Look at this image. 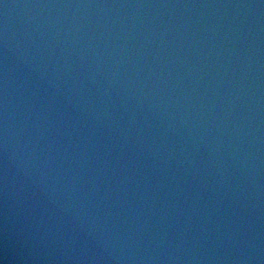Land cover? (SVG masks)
Returning <instances> with one entry per match:
<instances>
[{
  "label": "water",
  "instance_id": "1",
  "mask_svg": "<svg viewBox=\"0 0 264 264\" xmlns=\"http://www.w3.org/2000/svg\"><path fill=\"white\" fill-rule=\"evenodd\" d=\"M4 264H264V0H0Z\"/></svg>",
  "mask_w": 264,
  "mask_h": 264
},
{
  "label": "clouds",
  "instance_id": "2",
  "mask_svg": "<svg viewBox=\"0 0 264 264\" xmlns=\"http://www.w3.org/2000/svg\"><path fill=\"white\" fill-rule=\"evenodd\" d=\"M0 264H4V260L3 259H0Z\"/></svg>",
  "mask_w": 264,
  "mask_h": 264
}]
</instances>
